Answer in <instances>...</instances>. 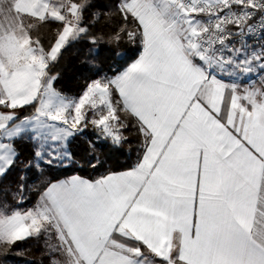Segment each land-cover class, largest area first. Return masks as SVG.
<instances>
[{
    "label": "snow or ice",
    "instance_id": "obj_1",
    "mask_svg": "<svg viewBox=\"0 0 264 264\" xmlns=\"http://www.w3.org/2000/svg\"><path fill=\"white\" fill-rule=\"evenodd\" d=\"M103 28L141 46L122 71L96 61ZM82 41L94 76L72 98L53 69ZM131 135L130 170L22 207L33 168L99 171ZM29 240L48 264H264V0H0V256Z\"/></svg>",
    "mask_w": 264,
    "mask_h": 264
},
{
    "label": "trees",
    "instance_id": "obj_2",
    "mask_svg": "<svg viewBox=\"0 0 264 264\" xmlns=\"http://www.w3.org/2000/svg\"><path fill=\"white\" fill-rule=\"evenodd\" d=\"M97 2L104 4L107 3V0H97ZM54 27L55 26L47 27L46 33L41 38L46 47L49 46V42L54 37ZM100 31L101 26H97L93 29V32L97 34ZM110 31L111 28H103L105 42L95 46V49L98 51L96 61L99 66L109 74H111V71L124 70L132 62L138 59L142 50L139 43L131 44L126 38L122 39L119 44L108 43L107 34ZM93 47L94 46L87 41H82L63 50L60 62L57 67L53 69V72H58L60 74L55 86L64 95L72 98L79 97L87 83L93 78L94 72L87 63L89 59V49ZM115 53H119V55H115ZM26 114L27 113H25V115ZM87 136L94 138V133L91 129L87 131ZM85 143L86 141L84 139L77 141L79 147L75 149V158L77 161H80V164H83L80 160V148H82ZM139 145L140 142L134 135H131L130 143L124 144L119 152L112 155L105 168L100 169L99 171L91 169L87 167V165H83L82 167L80 165H72L69 167L52 169H49L47 166H42L43 173L36 168H33L28 173L29 190L26 192L27 199L24 201L22 207H31L35 203L37 198L36 189L42 187V183L46 180H52L55 182L56 180H63L73 175H80L85 179L95 180L108 169L112 171L130 170L140 157L141 152ZM21 150L23 159L27 160L31 158V147L29 145H23ZM35 242L37 241L29 240L20 243L7 256H0V264H48V258H43L44 255H41L37 246V243L39 244L42 241ZM17 251H23L24 254L18 256L15 254Z\"/></svg>",
    "mask_w": 264,
    "mask_h": 264
},
{
    "label": "rangeland",
    "instance_id": "obj_3",
    "mask_svg": "<svg viewBox=\"0 0 264 264\" xmlns=\"http://www.w3.org/2000/svg\"><path fill=\"white\" fill-rule=\"evenodd\" d=\"M43 29V28H42ZM40 30L41 32H43V30ZM7 202L9 203V205L13 206V207H20V205L16 204V201L12 200L11 196L9 195V197L6 198ZM24 203V202H23ZM37 243V242H35ZM36 245V244H35ZM38 249L41 252V255L43 256V258H46L47 255L45 254V250H44V245H43V241L41 243H37ZM48 258V257H47Z\"/></svg>",
    "mask_w": 264,
    "mask_h": 264
},
{
    "label": "crops",
    "instance_id": "obj_4",
    "mask_svg": "<svg viewBox=\"0 0 264 264\" xmlns=\"http://www.w3.org/2000/svg\"><path fill=\"white\" fill-rule=\"evenodd\" d=\"M46 28L47 27H45V28H43L42 30H43V32H41L40 31V37L42 38V36H44V34L46 33ZM45 39V38H44ZM252 79H254V80H257V84H258V78L257 77H252ZM248 82V79L247 78H245L243 81H242V83H244V84H246ZM140 146V145H139ZM140 148V152H141V146L139 147ZM141 154V153H140ZM72 166V165H71ZM67 167H69V166H67ZM7 198V197H6Z\"/></svg>",
    "mask_w": 264,
    "mask_h": 264
}]
</instances>
